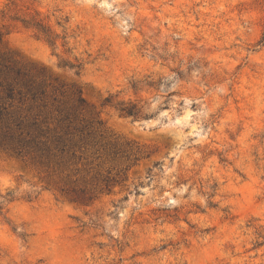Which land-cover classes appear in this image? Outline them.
Instances as JSON below:
<instances>
[{"label": "rangeland", "instance_id": "374dc122", "mask_svg": "<svg viewBox=\"0 0 264 264\" xmlns=\"http://www.w3.org/2000/svg\"><path fill=\"white\" fill-rule=\"evenodd\" d=\"M0 264H264V0H0Z\"/></svg>", "mask_w": 264, "mask_h": 264}, {"label": "trees", "instance_id": "16d2710c", "mask_svg": "<svg viewBox=\"0 0 264 264\" xmlns=\"http://www.w3.org/2000/svg\"><path fill=\"white\" fill-rule=\"evenodd\" d=\"M12 93V90L10 91ZM80 102H83L81 99H80ZM109 102V101H108ZM126 114L128 115H133V110H128L126 111ZM59 142V141H57ZM28 144L32 147H29L31 148L33 151V153H40L41 157H48L49 158V152H46L49 148L47 146V144H42L41 142L38 141V137H35L33 139H31ZM17 154L19 155H22L23 154V151H18ZM46 155V156H45Z\"/></svg>", "mask_w": 264, "mask_h": 264}]
</instances>
